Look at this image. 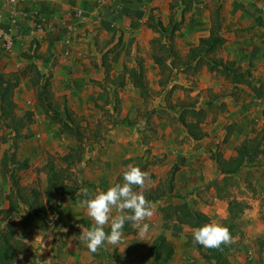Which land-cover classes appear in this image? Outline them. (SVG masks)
Instances as JSON below:
<instances>
[{
    "label": "rangeland",
    "instance_id": "rangeland-1",
    "mask_svg": "<svg viewBox=\"0 0 264 264\" xmlns=\"http://www.w3.org/2000/svg\"><path fill=\"white\" fill-rule=\"evenodd\" d=\"M154 14L161 21L162 16ZM16 24L9 23L10 30ZM231 27L232 23H225V42L216 57L245 67V47L230 48L234 41L231 39ZM148 29L152 33L150 37L144 29L140 38L118 29L119 32L100 42L96 49L105 55L107 76L105 67L101 65L103 54L89 55L87 73L82 72L84 75L80 77V73L71 71L70 74L78 73V77L70 76L67 84L61 78L51 82L53 107L61 113L66 108L76 118L83 133L80 144L85 150L78 164L69 166L62 160L78 142L73 136L60 133L58 125L40 111L35 91L26 78L14 91V113L21 116L29 111L32 122L23 129L25 137L16 140H12V135L0 126V161L4 153H15L19 162L27 163L26 169L8 165V170L18 178L23 188L21 194H28L31 189L43 194L46 163L51 162L65 169L61 173L67 183L76 182V194L87 188L90 196L121 182L119 177L128 166H137L148 173L143 188L133 186L134 191H137L135 188L149 189L162 184L170 169L177 166L172 181L173 193L183 196L192 210L206 214L209 222L222 224L228 199L246 203L247 208L239 218L241 233L234 239L235 248L228 253L229 263L264 264V251H260L257 245L259 239H264V165H247L225 182L220 173V166L234 155V148L240 143H248L264 128V96L255 98L249 89L231 85L223 77L210 73L206 66L196 73L179 70L171 75V80L165 81L163 76V84H160L158 68L150 55V41L158 34ZM12 36L14 41L13 33ZM198 38L195 29L186 28V23H182L175 33L174 47L184 55ZM138 60L145 70L148 87L145 98L129 82L120 88L113 81L121 73L123 65L134 68ZM19 68L24 71V66ZM40 71L45 73L44 64H40ZM253 76L262 78L255 70ZM214 94L219 96L218 99L207 107L206 103ZM189 105L207 110V116L201 123L205 136L198 141L189 138L177 121V112ZM120 120L127 122L117 124ZM230 129L231 133L224 141ZM9 191L8 173L0 167V209L7 207L5 196ZM218 195L223 198H218ZM181 201L171 197L152 203L154 214L145 221L149 224L147 233L142 234L140 228L133 224L134 234L122 232L118 244H106L96 252L89 251L82 239L81 228L85 227L74 223L86 218L94 224L81 206V200L56 198L52 208H47L49 223L31 233L22 231L19 216H13L11 222L16 226L17 238L23 243V257L33 258L34 249L30 248L29 241L37 238L42 243L55 244L59 254L68 244L76 246L79 251L87 250L96 264H149L151 260L146 255L149 243L163 234L174 248V255L167 264H206L199 256L203 246L192 239L194 229L163 220L158 212L160 206ZM112 215H116L115 210Z\"/></svg>",
    "mask_w": 264,
    "mask_h": 264
},
{
    "label": "trees",
    "instance_id": "trees-1",
    "mask_svg": "<svg viewBox=\"0 0 264 264\" xmlns=\"http://www.w3.org/2000/svg\"><path fill=\"white\" fill-rule=\"evenodd\" d=\"M182 2L185 5L181 10V14L188 10L186 0H182ZM174 4L169 6L170 14L166 24H163L151 11L146 20L147 27L158 34V37L150 41V55L153 63L158 68L160 75L159 83L163 84V80L161 79L163 76H165L166 81V79L168 80L172 74L179 70L185 73L191 70V73H196L202 66H206V69L210 73L223 77L231 85L244 86L249 89L255 98H263L264 80L253 76V66L250 62L243 67L237 65L234 61L216 57V53L225 42L217 13L211 19L209 33L206 37L198 38L197 43L189 47L184 55H180L177 52L174 47V36L182 23L174 18L176 13L174 11L176 5ZM103 56L102 65L105 67L107 76L108 64L105 62L104 54ZM26 58L36 59L37 56L31 55L26 56ZM144 72L145 70L140 60L137 61L134 68H127L126 65H123L121 73L113 80L116 83H113L116 87L122 88L129 82L138 90L139 95L145 98L148 96V87L144 78ZM28 77V81L35 91L36 105L40 111L58 125L60 133L69 134L78 142L76 148H73L72 152H69L62 159L66 165L75 166L81 161L85 150L80 144L83 139V133L76 122V118L66 108L61 113L53 107L54 99L51 90L50 74L46 75L42 73L37 65L32 62L28 69ZM19 82L20 73H4L0 71V126L12 135V140L24 138L23 129L32 122L31 112L26 111L21 116L14 113L16 107L14 91L18 87ZM212 97V100L206 103L207 107H211L213 100L218 99L219 96L214 94ZM262 114H264V108ZM206 116L207 110L202 108L197 109L193 105H189L182 107L177 112V121L185 129L189 138L198 141L205 136L201 123ZM126 122L127 120H120L116 123ZM230 133L231 129L226 133L224 141L227 140ZM9 164L16 165L18 169H26L28 167L25 161L19 162L16 159L15 153H4L0 161V167L8 173L10 184V191L5 196L7 207L0 209V264H14L24 252L23 243L17 238L18 232L16 226L11 222L13 216H19L18 223L22 231L31 233L33 230L43 229L49 223L47 208H52L56 198L69 197L72 200L88 198L82 192L76 194L78 190L76 182L67 183L61 173L65 169L56 167L51 162L46 163L47 170L45 172V189L43 194L38 193L34 189H31L28 194H21L20 191L23 188H21L18 178L8 170ZM253 164L264 165V128L259 130L248 143L237 145L234 148V155L224 165L220 166L223 181H227V178L237 174L247 165ZM177 170V166H173L170 169L166 179L162 183L163 185L158 184L155 188L149 189H135L142 191L145 199L152 203L171 197H177L182 200L180 203H168L165 206L158 207V212L163 220L174 221L178 225L191 229L209 223L210 219L206 214L192 210L183 196L173 193L172 181ZM119 180H122V173ZM217 197L223 198L221 195ZM246 208V203L241 200L234 198L227 200L226 217L222 220V224L228 228L232 240L230 243L222 244L218 248L203 247L199 251V256L206 264H230L228 253L236 246L234 239L241 233L239 218ZM57 214L59 215L60 212L57 211ZM74 223H78L85 228L93 225L86 218L75 220ZM104 230L108 233L110 231V224L104 227ZM122 231L126 234H134L136 232L131 222H126ZM257 245L260 251H264V239H259ZM173 254L174 248L163 234L157 235L149 243L146 253L151 260L149 264H166L171 260Z\"/></svg>",
    "mask_w": 264,
    "mask_h": 264
},
{
    "label": "crops",
    "instance_id": "crops-1",
    "mask_svg": "<svg viewBox=\"0 0 264 264\" xmlns=\"http://www.w3.org/2000/svg\"><path fill=\"white\" fill-rule=\"evenodd\" d=\"M173 3L178 11L174 18L186 23V28L195 29L199 38L208 35L215 13L222 36L225 23H232L234 41L230 48L237 50L244 46L246 62L264 80V13L260 11L264 0H186L188 10L183 14L182 0H15L13 7L18 22L11 28L14 41L8 54L0 50V69L20 73V84L23 78L28 81L30 63H35L39 70L40 64H44L45 74L51 75L52 83L61 78L67 84L70 76L75 79L78 73L81 77L88 72L89 55L103 54L96 49L102 40L119 32L118 29L138 38L144 29L150 37L152 33L145 26L150 11L160 14L163 23L168 22L169 6ZM7 6V0H0L1 32L10 29ZM65 39L70 40L67 55ZM31 55L37 58H26ZM21 65L24 71L19 68ZM71 71L78 73L70 74ZM29 245L34 249L33 258L21 255L14 264H96L87 250L79 251L70 244L60 254L55 244L42 243L37 238L30 240Z\"/></svg>",
    "mask_w": 264,
    "mask_h": 264
},
{
    "label": "clouds",
    "instance_id": "clouds-1",
    "mask_svg": "<svg viewBox=\"0 0 264 264\" xmlns=\"http://www.w3.org/2000/svg\"><path fill=\"white\" fill-rule=\"evenodd\" d=\"M148 173L137 166H128L122 173V181L114 183L104 190L89 194L87 188L81 192L86 199L81 200V206L87 211L94 224L81 228L82 239L91 252H96L106 244H118L126 222H131L140 228L142 234L149 231L146 219L154 214L152 202L145 199L142 191H134L133 186L143 188ZM115 210L116 215H112ZM110 222V231L104 230V225ZM194 243L206 248H218L231 242L228 228L220 223H205L192 232Z\"/></svg>",
    "mask_w": 264,
    "mask_h": 264
},
{
    "label": "built area",
    "instance_id": "built-area-1",
    "mask_svg": "<svg viewBox=\"0 0 264 264\" xmlns=\"http://www.w3.org/2000/svg\"><path fill=\"white\" fill-rule=\"evenodd\" d=\"M7 4H8L7 9H6L7 18L9 19V23L11 25H14L18 21L16 12L13 7V5L15 4V0H7ZM260 11L264 13V5L260 7ZM0 41H1L0 50L3 53L9 52L13 45V36H12L10 29L4 32L0 31ZM63 43H64V54L67 55L69 53L70 40L65 39Z\"/></svg>",
    "mask_w": 264,
    "mask_h": 264
}]
</instances>
